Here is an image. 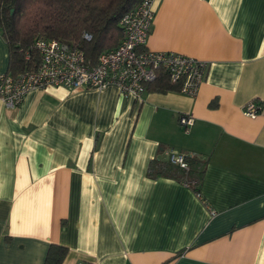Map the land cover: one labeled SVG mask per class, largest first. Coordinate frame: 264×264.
Instances as JSON below:
<instances>
[{"label": "crops", "instance_id": "crops-1", "mask_svg": "<svg viewBox=\"0 0 264 264\" xmlns=\"http://www.w3.org/2000/svg\"><path fill=\"white\" fill-rule=\"evenodd\" d=\"M152 9L147 49L207 61L194 97L58 85L0 101V264H44L50 244L61 264H264V0ZM8 54L0 31V71ZM167 147L206 161L199 194L147 176Z\"/></svg>", "mask_w": 264, "mask_h": 264}, {"label": "built area", "instance_id": "built-area-1", "mask_svg": "<svg viewBox=\"0 0 264 264\" xmlns=\"http://www.w3.org/2000/svg\"><path fill=\"white\" fill-rule=\"evenodd\" d=\"M153 17L152 0H140L126 11L118 22L122 34L118 44L101 52L94 64L74 44L52 38L34 39L32 47L37 51L38 63L16 74L0 71V101L14 108L32 89L58 85L68 89H101L107 84H115L124 97L140 99L158 71L178 84L179 92L194 97L203 81L207 61L173 51L147 49ZM83 37L89 40L91 35L84 33ZM25 58L30 59L28 51ZM261 109V103L255 100L242 106V112L249 117H255ZM179 122L187 130L192 118L181 115ZM163 153L168 162L184 169L188 167L186 156L193 155L170 147L164 148Z\"/></svg>", "mask_w": 264, "mask_h": 264}, {"label": "trees", "instance_id": "trees-1", "mask_svg": "<svg viewBox=\"0 0 264 264\" xmlns=\"http://www.w3.org/2000/svg\"><path fill=\"white\" fill-rule=\"evenodd\" d=\"M140 0H0V31L8 45V72L16 74L34 67L39 57L33 49L36 38H52L76 45L85 59L94 64L101 52L115 47L121 39V16ZM84 33L91 35L89 40ZM28 51L30 59L25 58ZM155 91L178 90L163 71L146 85ZM187 169L166 159H151L148 177L165 176L185 182L200 193L205 160L186 156ZM67 248L50 244L44 264H61Z\"/></svg>", "mask_w": 264, "mask_h": 264}]
</instances>
